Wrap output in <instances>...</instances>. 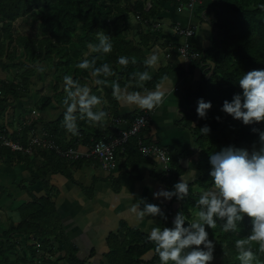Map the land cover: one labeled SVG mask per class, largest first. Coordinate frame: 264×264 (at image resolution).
I'll list each match as a JSON object with an SVG mask.
<instances>
[{
  "label": "trees",
  "instance_id": "trees-1",
  "mask_svg": "<svg viewBox=\"0 0 264 264\" xmlns=\"http://www.w3.org/2000/svg\"><path fill=\"white\" fill-rule=\"evenodd\" d=\"M166 1L169 0H151V7H147L145 0L132 5L129 0H0V65L11 69L10 74L15 69L17 74L12 76L19 78L10 81L4 91L0 89V129L6 125L5 112L18 109L31 117H24V143L28 133L42 122V129L57 138L63 149L68 148L71 141L63 144L57 128L65 121L73 124L61 117L52 126V121L47 123L42 116L32 115L26 100L37 96L33 107L43 113L52 103L50 93L58 102L65 101L72 94L68 86L71 84L82 95L87 93L84 113L90 111L97 117L111 113L128 131L144 118L136 137L147 145L162 147L151 139L149 130L155 110L138 109L126 118L119 116L113 92L103 82L132 85L133 92H140L156 87L159 79L168 74L171 68L161 69L148 79L150 68L146 64L151 52L148 44L159 45L158 33L163 37L159 28L162 25L156 24L168 18L159 17L160 3ZM171 2L174 10L184 6L183 1L182 5L178 0ZM129 8L143 23L139 29L145 27L148 37L141 32L140 41L126 33L132 28ZM215 11L214 24L219 34L211 46L202 49L196 45L192 39L196 29L189 26L194 35L188 39L191 46L187 58L174 48L167 55L169 59H179L177 67L185 75L196 65H202L203 71L207 69L196 87L188 89L192 112L181 121L193 130L196 146L188 153L170 149L172 166L178 169L171 178H165L169 185L173 182L176 187L174 181L181 179L187 169L181 159L189 163L195 156L197 164L196 179L186 180L187 194L170 188L173 207L180 203L182 213L180 209L171 211L174 226L163 242L139 229L109 234L108 249L99 264H143L151 246L156 249L148 262L158 264H264V218L257 215L262 204L254 200L256 196L264 200V0H222L221 8ZM19 16L31 18L30 31L15 32ZM173 27L180 39L178 32L184 27L179 22H174ZM181 45L177 41L172 47ZM94 81L98 83L96 87L90 83ZM103 89L107 97L101 96ZM101 103L105 104L104 110L97 108ZM36 150L34 156L49 155L50 160H57L55 165L63 164L60 169L70 178L72 171L68 173V168L83 162L55 150ZM137 153L143 160L133 140L128 145L126 164L133 170H139L141 164ZM17 156L27 157L20 152ZM46 161L41 174L52 170L50 161ZM159 176L165 177V173L161 171ZM195 186L199 188L196 192ZM41 200L22 205L21 222L8 233L7 243L0 248V264H38L41 257L47 259L48 254L56 252L61 257L49 264H88L89 257L82 258L69 244L64 226L57 231L54 216H50L56 208L49 193ZM10 233L25 240L17 241ZM27 237L35 238L40 248L28 244ZM24 243L30 255L17 248ZM219 257L222 260L216 263Z\"/></svg>",
  "mask_w": 264,
  "mask_h": 264
},
{
  "label": "crops",
  "instance_id": "crops-1",
  "mask_svg": "<svg viewBox=\"0 0 264 264\" xmlns=\"http://www.w3.org/2000/svg\"><path fill=\"white\" fill-rule=\"evenodd\" d=\"M145 1L149 4L151 0ZM182 1L184 6L175 10L171 1L160 3L159 17L170 18L160 21L162 27L170 30V33H164L163 37L170 38L171 41L183 42V36L178 39L172 30V24L179 22L183 27H194L196 33L192 38L193 42L202 49L208 48L219 34V28L214 24L215 9L221 8L222 0H195L193 6H186V0H178L181 3ZM167 19L169 25L165 24ZM133 30L132 27L128 31L131 38H134ZM139 38L141 40L140 34ZM160 48L162 47L156 43L150 47L151 52L146 60L150 68L148 79H152L161 69H171L165 77L159 79L156 87L133 92L132 85H129L130 88L128 85L110 81L103 84L113 92L119 116L126 118L125 116L138 109H154L155 116L149 129L151 139L171 150L188 153L195 148L196 141L193 130L181 122L186 114L190 115L192 112V98L190 95L187 97V92L190 87H196L205 71L202 70V65H196L185 75L177 67L179 62L177 57L168 58L167 65L163 67L155 54ZM90 83L92 87L98 84L97 81ZM67 85H63L62 88L66 89ZM68 86L71 87L69 93L72 94L65 101L58 102L57 98L53 100V105L50 104L43 113L38 112V117L42 116L47 123L52 121V126L56 125L61 117L71 122L73 125L65 121L66 124L59 126L63 131L60 137H63L65 144L76 139L91 142L105 131L114 132L111 113L104 117H97L90 111L84 113L83 101L86 100L87 93L84 96L73 85ZM88 90H91V87ZM101 96L107 97L104 89ZM37 98L34 96L26 100L27 107L33 108ZM97 108L104 110L105 104L101 103ZM39 126L42 127V122ZM47 159L51 163L52 170L41 174L42 166L46 165ZM191 159L189 163L181 159L182 165L187 166L179 182L182 185L187 184L186 180L196 179L195 156ZM56 163L57 160H50L49 155L46 158L41 157L40 154L23 157L4 151L0 153V198L9 200L12 207L8 217L1 212L4 210L0 209V248L7 243L8 233L13 232V228L22 220V205L28 199L39 201L47 196V193L56 208L55 214L50 216H54L53 221L57 225L65 227L69 244H72L73 249L78 250L79 256L84 259L94 258V262L98 264L103 258V252L108 249L106 238L109 234L139 229L147 236H155L162 242L171 235L174 226L172 222L175 221L170 217L173 208L171 186L165 179L159 177L161 170H155L152 160L144 159L139 170L132 172V175H130L131 168L123 166L121 161L114 180L118 179V187H115L110 174L104 171L96 160L84 161L68 168V173L72 171L71 178L66 175V171L60 169L63 164L57 166ZM10 235L17 241L25 240L14 233ZM28 244L37 247L39 243L33 239L29 240ZM28 244L17 245V248L21 253L30 255ZM151 247V252L144 256L146 262L143 264H158L148 262L153 258L156 249ZM92 251H96L93 256L90 255Z\"/></svg>",
  "mask_w": 264,
  "mask_h": 264
},
{
  "label": "clouds",
  "instance_id": "clouds-1",
  "mask_svg": "<svg viewBox=\"0 0 264 264\" xmlns=\"http://www.w3.org/2000/svg\"><path fill=\"white\" fill-rule=\"evenodd\" d=\"M148 5H150L149 7H151V1L149 4H147V7H148ZM180 5H182V3ZM137 18L140 20V17L137 16ZM30 110H31V114H38V112L35 111L34 107L31 108ZM111 120H112V128L114 129V132L108 133L105 131L101 134V136L99 138H96V139L92 140L91 142H88V141L84 142V141H82V139H76L74 141H71V144L66 149H63V147L57 143L58 142L57 138H54L53 136H51L49 131H47L46 129L43 130L42 127H41V129H42L41 134L36 133L37 129L34 130L33 132L30 131L27 135V139H26L27 142L24 143V141H23L24 129L27 126V123L26 122L19 123L18 131H14V130L10 129V127L7 125V121H6L5 127L0 129V153H2L4 151L3 150L4 148H6V150L4 152H8V149H10L9 151L11 154L17 155V153L20 152V153L26 155L27 157H34V153L37 151L36 149H39V150H55L57 152L56 149L43 148L42 146L32 142L34 136H40V137L43 136V137H46V138L52 140L57 146H59L63 150H68L70 148H76L79 152H82V153L89 152L91 154L90 157L85 156V157H82V158L80 157V158L73 159V160H83V162L88 161V160H96V162H98L100 164L101 168L110 174L111 180L114 181L115 177L118 173L117 170L120 167L121 161H122L123 166L124 165L126 166V164L128 162L127 155H128L129 143H131L133 140H135L137 150L141 153L142 157L144 159L152 160L154 163L157 164L158 169L165 173V177H162L163 179L171 178L172 174L177 172L178 168H174L172 166V156H171L170 148H168L166 146L160 147V146H156V145H147V144L143 143L141 140H139L136 137L138 130H139V124L138 123L136 124V127H134L133 130L128 131L122 127V124H121L119 118L112 117ZM11 137H13V138H11ZM4 140H7L11 143L19 142L23 146L24 149L23 150H12V148L9 145H6L3 143ZM100 143H104L109 148H111V150L113 151V153H114V166L113 167H110V168L105 167L103 160L99 156L92 154L93 149L96 147L97 144H100ZM63 144H65V143L63 142ZM27 148L30 149V152H27L25 150ZM156 148H160L161 150H163L165 152V159H163L157 153V151L155 150ZM139 157H140V155H139ZM140 159H141V157H140ZM143 160L141 159L140 163ZM183 161L185 163H188L186 160H183ZM134 171H136V170L131 169L130 175H132V172L134 173ZM159 177L161 178V176H159ZM117 180L113 182L115 187H118V185L116 184ZM179 182H180V179L178 181H174V183H176V187L172 186V184H173V182H172L170 185L171 186L170 188H173L178 193L180 192V193H186L187 194L188 193L187 186L182 185ZM179 189L186 190V192L179 191ZM254 200L256 202H257V200H260V201H262V203H264V200L261 199L260 196H256L254 198ZM178 209H180V212L182 213V209L180 208V203L175 205L172 210H176V212H177Z\"/></svg>",
  "mask_w": 264,
  "mask_h": 264
},
{
  "label": "rangeland",
  "instance_id": "rangeland-1",
  "mask_svg": "<svg viewBox=\"0 0 264 264\" xmlns=\"http://www.w3.org/2000/svg\"><path fill=\"white\" fill-rule=\"evenodd\" d=\"M134 1H136V0H129V3L132 5L133 3H134ZM171 0H169V2H170ZM125 2V1H124ZM156 2V1H155ZM168 2V3H169ZM186 6H188V2H187V0H186ZM127 10V9H126ZM129 24H131L132 25V27H133V31H134V34H133V31H132V36L134 37V38H136V40H138V41H140V38H139V33H140V31L142 32L141 34H142V36H145L146 35V32L144 31L145 30V27H143V31L141 30V29H139L140 27H142L143 25V23H142V21L141 20H139L138 18H137V16H135V13L133 12V11H131V8H129ZM17 19H20V20H18L16 23H15V26H14V30H15V32H19V33H22L23 31H30L31 29H32V25L30 24V20H31V18H28V16H19ZM168 19H170V18H168ZM167 19V21H165V24L166 25H169V20ZM158 21V20H157ZM128 23V22H127ZM35 24H36V22H35ZM160 26V25H162V23L160 24H156V26ZM157 26V27H158ZM159 28H161L162 30V33L164 34H169L170 32V30L169 29H167V28H164V27H159ZM172 30H173V33H174V35H176V29H175V27H173L172 28ZM127 34H128V32H126ZM148 35H150V34H148ZM128 37H129V34H128ZM140 37H141V35H140ZM145 37H148V36H145ZM131 38V37H130ZM134 38H132V39H134ZM152 40H154V39H152ZM164 41H166V44H165V42ZM167 41H168V43H167ZM156 42H159V46H161L162 48H164V50L162 49V48H160L159 50V52H156L155 54L157 55V60H158V62L159 63H161L162 65H163V67L164 66H166L167 65V63H168V61H169V59L167 58V55H168V53H170L172 50H173V45H174V43H175V41L173 40V41H171L170 40V38L169 39H167L166 38V40H165V38L163 39V37L158 33L157 34V41ZM151 47V44L149 43L148 44V48H150ZM19 48H22L21 47V45H19ZM152 53H154V52H152ZM150 60V59H149ZM19 61V60H18ZM207 70V69H206ZM205 70V71H206ZM13 71V73L12 74H10V72H11V69L9 70V69H7L5 66H3V65H0V89L2 90V91H4V89H5V87H7L8 86V83L10 82V81H14V80H19V78H17V77H13L12 75H14V74H17V71L15 70V69H13L12 70ZM5 80V81H4ZM50 96L52 97V105H53V100H55L56 98L54 97V96H52V94L50 93ZM1 98L2 97H0V100H1ZM50 106H48L46 109H48ZM45 109V110H46ZM31 112V111H30ZM6 114H7V125L10 127V129L11 130H14V131H18V129H19V123H23L24 122V117L26 116L24 113H22V112H19L18 111V109L17 110H14V109H9L7 112H5ZM33 115V114H32ZM37 116V115H36ZM27 118H31V117H29V116H26ZM57 122H59V121H57ZM57 122H56V124H57ZM36 133H38V134H41L42 133V129H41V127L40 126H38L37 127V130H36ZM58 135H63V131H61L60 130V128L58 127ZM117 185H118V182L116 183ZM198 187L197 186H195V192H196V190H199V188L197 189ZM215 189V188H214ZM209 193V192H208ZM215 194H216V192H215ZM28 201H30V199H28ZM10 201L9 200H7V199H5V198H0V209H2V210H4V211H1L5 216H9L10 214H11V210H12V207H11V205H10V203H9ZM41 202H42V200H41ZM257 203H261L262 204V206L260 207V211H258L257 212V215L258 216H260L259 218L261 219V217L262 218H264V203H262V201H260V200H257ZM262 209V210H261ZM6 211V212H5ZM261 212H263L262 214H261ZM12 219H14V218H12ZM57 231L60 229V225H58L57 227ZM64 229H65V227H64ZM54 233V232H53ZM28 239H30V240H33V239H35V238H33V237H27ZM37 248L39 249L40 248V246H39V244H37ZM57 254L56 255H47L46 257H47V259L46 258H44V257H41L39 260H38V264H49V261L51 262H53V261H55L57 258H58V256H61V254L60 253H58V252H56ZM61 253H63V252H61ZM64 254V253H63ZM62 254V255H63ZM87 260L90 262V261H94V258H87ZM221 260H222V257H219V258H215V262L216 263H219V262H221ZM204 261V260H203ZM89 262H88V264H89ZM94 263H97V262H94ZM205 264V263H204Z\"/></svg>",
  "mask_w": 264,
  "mask_h": 264
},
{
  "label": "built area",
  "instance_id": "built-area-1",
  "mask_svg": "<svg viewBox=\"0 0 264 264\" xmlns=\"http://www.w3.org/2000/svg\"><path fill=\"white\" fill-rule=\"evenodd\" d=\"M194 2H195V0H189L188 5L193 6ZM149 6L150 5H148V7ZM178 34L183 36L184 41L182 42L181 46H179V47L174 46L173 48L176 49V53H179V55H181L182 57L187 58L188 52H189L190 46H191L188 39L194 35V31L192 29H190L189 27H184L182 30H180V32H178ZM138 124L143 125L144 124V118L139 119ZM32 142L42 146L43 148L56 149L60 155L65 156V157H69L71 159H77L80 157L82 158L85 156L86 157L91 156V154L89 152L82 153V152H79L76 148H70L68 150H63L62 148L57 146L52 140H50L46 137H43V136H41V137L40 136H34ZM3 143L6 145H9L12 148V150H23L24 149L23 146L19 142L11 143L7 140H4ZM25 150L27 152H30L29 148H27ZM155 150L163 159H165V152L163 150H161L160 148H156ZM92 154L99 156L103 160L105 167L110 168V167L114 166V153L111 150V148H109L104 143L97 144L96 147L93 149ZM179 191L186 192V190H183V189H179Z\"/></svg>",
  "mask_w": 264,
  "mask_h": 264
}]
</instances>
